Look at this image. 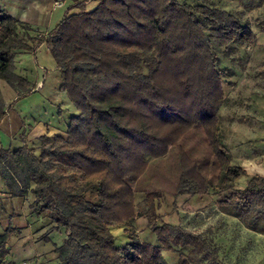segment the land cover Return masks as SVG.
Instances as JSON below:
<instances>
[{
    "label": "trees",
    "instance_id": "trees-1",
    "mask_svg": "<svg viewBox=\"0 0 264 264\" xmlns=\"http://www.w3.org/2000/svg\"><path fill=\"white\" fill-rule=\"evenodd\" d=\"M95 1L86 10L73 0L79 10L67 12L49 33L0 9V79L17 91V99L29 93L28 80L14 72L13 57L45 42L62 76L60 88L77 110L65 134H43L33 146L10 151L0 148L5 189L10 198L33 195L32 212L46 217L44 241L53 232L63 234L60 244L53 243L54 264H170L162 250L179 251V264H220L200 233L162 220L156 212L162 189L131 185L114 161L131 153L149 162L172 147L201 143L191 155L206 183L202 192L207 186L227 190L219 201L222 210L264 235V176L247 177L243 187L234 188L246 169L232 164L217 138L228 69L218 68L213 51L253 45L255 32L235 13L205 2ZM259 29L264 32V20ZM6 111L0 94V120ZM174 184V196L200 191L183 171ZM140 215L156 244L137 239L132 226ZM112 225L127 228V247ZM14 230H0V264L8 262Z\"/></svg>",
    "mask_w": 264,
    "mask_h": 264
},
{
    "label": "rangeland",
    "instance_id": "rangeland-1",
    "mask_svg": "<svg viewBox=\"0 0 264 264\" xmlns=\"http://www.w3.org/2000/svg\"><path fill=\"white\" fill-rule=\"evenodd\" d=\"M84 1L89 3L85 6ZM179 1L205 2L224 8L235 13L242 24L250 26L255 32L256 42L253 45H234L213 50L218 68L228 69L222 75L225 100L218 112L217 138L222 149L230 154L232 164H239L246 169L247 175L235 181L234 188L239 189L246 184L247 177L264 176V32L259 29V23L264 20V0ZM79 2H82L86 10L97 3L95 0ZM39 75L44 83L42 89L50 102L62 103L61 107L58 105L56 118L66 121L67 114L75 109L66 91L58 87L57 74L47 69ZM201 145L189 141L187 147L183 144L172 147L165 157L149 162L131 153L125 154L114 161V168L133 186L142 189L155 186L162 189V196L158 198L159 207L156 209L162 220L200 233L209 242L220 264H264V235L250 231L220 207L219 201L226 197L228 191L219 192L207 186L206 191L202 192L206 183L191 155L198 154L203 147ZM189 147L190 151L187 150ZM182 171L186 177L199 183L200 191L197 194L173 195L174 183ZM142 198V192L136 193L138 207L143 205ZM6 200L1 199L0 203L14 208L10 217L6 208L0 211V230L7 226L16 228L9 240L11 251L7 264H54L56 254L53 243L60 244L63 234L53 232L48 242L43 240V236L48 234L43 224L46 217H38L32 212L29 195L26 198L13 197L9 203ZM132 228L140 242L157 243L144 216L140 215ZM110 229L116 239L127 247V228L112 225ZM162 255L170 264H179L183 258L177 250H162Z\"/></svg>",
    "mask_w": 264,
    "mask_h": 264
},
{
    "label": "crops",
    "instance_id": "crops-1",
    "mask_svg": "<svg viewBox=\"0 0 264 264\" xmlns=\"http://www.w3.org/2000/svg\"><path fill=\"white\" fill-rule=\"evenodd\" d=\"M88 3L84 1L85 6ZM0 9L7 15L30 24L32 30L40 33H49L67 12L76 13L79 10L78 7H74V2L71 0H66L62 6L55 5L53 0H0ZM49 53L47 44L41 42L34 52L21 51L14 55V72L25 77L29 82L30 92L21 98L17 99V91L6 81L0 79V94L5 110H7L0 120V148L10 151L24 145L34 144L43 134L49 136L64 134L69 118L77 114L73 105L75 111L67 114L66 121L60 120L59 117L56 118L58 105L61 107L62 103L50 102L42 89L44 83L41 82L39 73L43 70H54L58 76V87L62 83L60 71ZM28 195L32 200L33 195L31 193ZM5 198L9 203L13 197L10 198L0 178V200ZM5 208L10 217L14 207H10L11 210L7 206ZM14 212L18 213L16 210Z\"/></svg>",
    "mask_w": 264,
    "mask_h": 264
},
{
    "label": "built area",
    "instance_id": "built-area-1",
    "mask_svg": "<svg viewBox=\"0 0 264 264\" xmlns=\"http://www.w3.org/2000/svg\"><path fill=\"white\" fill-rule=\"evenodd\" d=\"M66 0H53V3L55 5H58V6H62V4L65 2ZM73 1V0H71Z\"/></svg>",
    "mask_w": 264,
    "mask_h": 264
}]
</instances>
